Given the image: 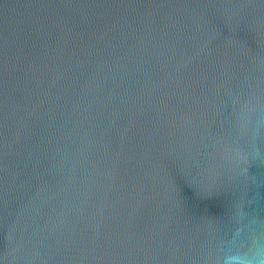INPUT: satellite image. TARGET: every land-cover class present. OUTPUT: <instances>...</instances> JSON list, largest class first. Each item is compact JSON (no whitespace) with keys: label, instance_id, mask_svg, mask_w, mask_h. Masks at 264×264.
Here are the masks:
<instances>
[{"label":"water","instance_id":"95a60500","mask_svg":"<svg viewBox=\"0 0 264 264\" xmlns=\"http://www.w3.org/2000/svg\"><path fill=\"white\" fill-rule=\"evenodd\" d=\"M0 264H264V0H0Z\"/></svg>","mask_w":264,"mask_h":264}]
</instances>
